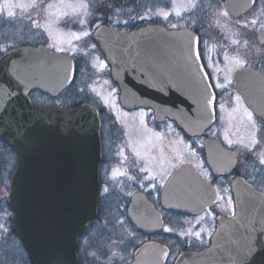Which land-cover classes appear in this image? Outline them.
Here are the masks:
<instances>
[{
    "label": "water",
    "instance_id": "1",
    "mask_svg": "<svg viewBox=\"0 0 264 264\" xmlns=\"http://www.w3.org/2000/svg\"><path fill=\"white\" fill-rule=\"evenodd\" d=\"M223 5L234 19L254 6L252 0H223ZM184 31L147 27L119 33L100 27L93 38L118 87L122 108L151 110L156 122L168 119L186 135L198 137L214 118L209 121L203 102L201 61L189 57L181 35ZM256 41L264 45L261 31ZM73 75L70 57L43 47L11 49L0 58V139L17 156L6 202L12 213L11 231L30 264H76L77 241L96 217L97 110L91 105L64 111L33 106L28 96L38 90L55 98L71 84ZM233 80L243 96L253 94L241 88H264V75L249 68L236 71ZM186 168L182 165L176 170L171 184ZM193 175L201 185L198 175ZM196 191L192 188L193 194ZM253 195V206L240 210L233 219L219 221L208 248L184 254L176 264H238V254L248 240L264 229V200ZM171 201L175 203L171 209L191 215L200 214L204 207L200 201L185 205L189 200L180 195Z\"/></svg>",
    "mask_w": 264,
    "mask_h": 264
},
{
    "label": "flooded vegetation",
    "instance_id": "2",
    "mask_svg": "<svg viewBox=\"0 0 264 264\" xmlns=\"http://www.w3.org/2000/svg\"><path fill=\"white\" fill-rule=\"evenodd\" d=\"M221 1L223 5V0ZM107 2L112 3L114 7L120 10L118 14L112 16L113 19L110 21L105 19L101 24V27L109 30L130 33L147 27H161L168 31L181 29L195 31L181 25L173 29L170 26L173 23L169 21V18L166 20L163 17H154L152 20L131 18L142 14L145 8H152L157 11L160 10V6L167 7L165 4H160L159 0H135V3L133 0H107ZM125 20L128 21L127 24H124ZM96 30L97 28L94 26L91 27V35L85 39H88L91 45H95V48L91 49L95 50L101 60L104 61V57L93 39ZM33 37L34 39L27 41L28 43L13 48L30 47L36 49L43 47L56 52L55 48L52 47L53 44L47 40V36L43 32H37ZM82 52L83 50H77L75 53L72 51L57 53L72 58L74 75L92 73L93 70L90 68L88 72L86 65L81 61ZM202 62L204 64L203 60ZM243 68H250L264 75L263 65L258 69L250 66ZM94 73L97 71L95 70ZM94 76L97 77V75ZM108 76H110L109 69ZM231 82L232 90L229 91V97L225 98L223 93L215 89L218 101L223 103L225 107L223 110L218 107L215 109V123L201 137L191 138L185 135L174 123L168 120L162 123L154 122V129H152L154 132L159 133V127L164 125H172L173 130L179 133V143L186 149L181 148L182 152L189 154V158L182 160L183 163L180 161L176 164L175 150L173 149L163 154H160L159 150L125 149L123 141L126 135L123 128L116 121L108 118V111L99 104L98 98L93 96L92 102L97 106L92 105L97 109L100 120V157L98 161L97 217L90 226L101 222L104 215L107 216L108 213H114V211H118L114 215L118 221L123 220L124 224L120 225L116 221L115 225L112 223L111 229L96 232L95 240L100 241L98 245L102 247L100 253L98 256L83 259L81 240L85 234L89 233L85 231L78 240L77 264H175L181 255L198 253L209 247L213 235L220 226L219 221L221 219H233L240 210L244 211L254 203L252 191L260 194L264 199V165L259 162L260 159H264V150H262L264 144L253 152H249L244 146L249 144L250 136L239 143L240 136L237 138L227 137L225 136L226 132L219 126L222 120L227 121L229 119H234L231 121L238 124H243L245 121L249 122L244 112L245 108L253 112L254 118L259 120L264 114V88H241L242 91L246 90V92L253 94L243 96L235 87L232 75ZM243 83L244 79H240L239 84ZM37 94L42 95L38 91L29 94L31 103L34 106H44L34 101L33 96ZM236 95L241 97L240 104L234 100ZM226 99H229L230 102L225 101ZM64 109L61 108V110ZM123 112L129 114L133 111L123 110ZM136 139H138L137 136ZM193 140H199L195 156H191ZM228 140H231L232 143L229 144ZM183 164L189 165L190 170L185 169L183 174L171 184L174 173ZM141 168L146 171L141 172ZM192 169L194 174L198 175L201 185H207L208 192H205L201 185L194 181ZM209 176L211 177L210 180L207 179ZM153 184L155 188L152 187ZM105 186L109 187L107 194L103 192ZM192 188L197 190L196 193H192ZM217 188L220 189V195L224 199L214 204L211 202L203 203V211L199 215L185 214L171 209L172 205L175 204L171 199L177 195L189 200V202H185V205H194L198 201L205 200L209 193H211V200H215ZM225 189L227 191H224ZM229 198H231V204L228 203ZM117 206H120L119 209ZM209 208L212 209V214L206 215ZM200 216L205 218L200 220L204 232L199 238L192 236L188 239V237L184 238L179 235L184 231H180L178 227L185 228L186 222L198 220ZM164 227H170L173 231L165 232L163 231ZM164 252L168 253L167 257L163 256Z\"/></svg>",
    "mask_w": 264,
    "mask_h": 264
},
{
    "label": "rangeland",
    "instance_id": "3",
    "mask_svg": "<svg viewBox=\"0 0 264 264\" xmlns=\"http://www.w3.org/2000/svg\"><path fill=\"white\" fill-rule=\"evenodd\" d=\"M3 2L4 0H0V6H2ZM12 2L30 5L33 0H12ZM44 2L45 4L50 3L52 5L46 13L41 12L38 18L39 22L44 25V29H36L31 25L28 17L37 18L36 12L31 9L26 11L14 9L16 17L12 20H9L5 16H0V23L3 24L2 26L0 24V29L2 28L0 43L5 41V44H1V47L12 45L8 49L13 48L34 39L33 35L35 33L43 32L51 44L63 47L66 51H71L73 48L87 51V56L81 55V61L86 65L88 72L90 68L93 71L88 74L75 75L71 86L59 97L51 99L37 94L33 96L34 101L44 106L54 105L64 109L72 107V103H78L83 98L88 97L90 102L85 104H93L92 99L95 95L100 102L99 104L108 111V118L116 121L123 128L126 135L123 141L125 149L159 150L160 154L168 153L173 149L176 156L175 164L189 158V154L182 152V149H185V147L179 143V133L173 130L174 127L172 125L159 127L160 131L157 133L152 130L154 129V121L150 111L135 110L129 114L123 112L118 102V90L108 76V67L105 62L101 60L95 50L91 49V43L88 39L82 38L85 40H76L72 37V30L79 34V25L75 27L66 26L63 22L65 18L64 14H75V12L80 11L79 6L84 0H44ZM159 3L169 7L160 6L159 9L170 13L169 21L171 23L205 33L203 35L205 45L203 48L205 59L203 61L205 65L210 66L206 67L207 71L214 77H217L218 82L226 85L223 90L225 98L229 97V91L232 90L231 75L235 70L240 68L234 62L237 55L242 59H246L247 63L245 66L256 67L257 69L261 68V65L264 67V54H262L264 53V45H258L256 42V35L261 31L259 26L257 25L255 30L251 26L249 28L241 27L245 21H250L254 18L264 23V15H262V12H264V7H262L264 0H256L252 10L237 20L230 18L229 15H222L225 13V10L221 0H196L198 8L194 12L191 9L190 0H159ZM176 13H179V15ZM193 21H195V25H193ZM91 23L92 20H89L90 25ZM245 40L248 42V48L244 46L243 42ZM69 41L71 42L69 43ZM234 41H240V43L234 44ZM225 56L228 57L227 60H225ZM95 70L97 73H94ZM94 75H97V77ZM216 90L221 92L220 89ZM57 101L62 103H57ZM225 101L230 102L229 99ZM231 120L234 119L222 120L220 122L219 126L226 132L225 136H229L230 138L240 136L239 143L245 141L247 137H251L250 122L245 121L243 124H238ZM242 134L244 135L242 136ZM136 136L138 139H136ZM141 140L144 141L141 143ZM198 144L199 140L192 141L191 156H195ZM1 146L0 144V180L1 175L3 180L0 181V225L4 227L0 228V264H6L5 261L8 260H14L12 261L13 264H29L25 252L19 250V247H22L19 242L17 244L8 243L10 249H6L2 245V242L4 243L8 238V232H10L11 227L9 222L11 211L7 207L6 199L9 193V178L13 168L11 169V165L7 164L10 160L4 154L7 151L3 152ZM119 207L117 206L118 209ZM116 212L118 211H114V213ZM114 213H108L107 216L104 215L101 222L99 221L88 228L87 231L89 233L85 234L81 240V256L83 259L91 258L93 253H95V256L99 255L100 248L102 247L98 245L100 241L95 240V233L111 229V226L116 224L118 218ZM186 223L185 228L178 227L180 231L189 233V235L183 236L184 238L188 237L189 239L195 236L194 233L197 231L201 232V235L203 234L204 228L201 222L197 224V220H190V222ZM95 242L97 244H94ZM93 245L96 246L94 247ZM13 249H17L18 252H14Z\"/></svg>",
    "mask_w": 264,
    "mask_h": 264
},
{
    "label": "snow or ice",
    "instance_id": "4",
    "mask_svg": "<svg viewBox=\"0 0 264 264\" xmlns=\"http://www.w3.org/2000/svg\"><path fill=\"white\" fill-rule=\"evenodd\" d=\"M135 3V0H133ZM252 3L255 5L256 0H252ZM191 9L193 12L197 10L198 5L196 3V0H190ZM52 5L50 3L45 4L44 0H33V2L29 4L25 3H13L12 0H4L2 6H0V16H5L9 20H12L16 17V11L14 9H20L21 11H26L28 9L34 10L36 12L37 18H32L29 16V20L31 22V25L36 29H44V25H42L39 22V16L41 12H47L49 8H51ZM80 11L75 12V14H64V23L66 26L75 27L76 25H79V34L76 32H72L71 35L74 39L80 40L82 38H87L91 35L90 28L95 27L99 29L101 27V24L105 19L111 20L113 15H116L119 13V9L114 7V5L110 2H107V0H84L83 3L80 4ZM264 7V5H262ZM179 15V13H176ZM222 15L227 16L228 13L225 12ZM262 15H264V12H262ZM170 16V13L163 11V10H157L154 11L152 8H145L144 12L140 14L137 17H131L132 19H140V20H152L154 17H163L165 20L168 19ZM92 20V24H89V20ZM119 23V21H116ZM128 21L125 20L124 24H127ZM193 25H195V21H193ZM259 26L261 30V36L264 37V23H262L259 19H252L250 21H245L241 27L243 28H249V26L252 27L253 30H255L256 26ZM173 29L177 28L178 25L173 23L170 25ZM205 33L203 32H188L184 31L181 35L183 38L187 41L188 44V54L189 57L194 61H201L205 59L204 57V41H203V35ZM71 41H69L70 43ZM234 44H239L240 41H234ZM245 48H248V42L245 40L244 42ZM12 45H8L7 47H0V52L7 53L8 48ZM52 47L55 48L56 52H64L66 49L63 47H59L55 44L52 45ZM91 47L94 49L95 45H91ZM72 52H77V49L73 48L71 49ZM247 54V53H246ZM264 54V53H262ZM82 55L87 56L88 52L83 51ZM228 57L225 56V60H227ZM235 64L237 67L243 68L245 64L247 63L246 59H242L237 55L235 58ZM205 67H210L205 64H199L198 69L202 73L204 87L202 91L203 96V102L205 106V110L208 112V119L211 121L215 115V109L218 107L220 110H223L225 105L218 101L217 94L214 91V89H220L221 93H223V90L225 89L226 85L223 83L218 82V78L214 77L210 72L204 71ZM71 66L69 67V71H71ZM230 83V82H229ZM11 87V85H8ZM82 91V90H81ZM9 102L12 99L11 92L8 93ZM234 100L237 104L241 103V97L239 95H236L234 97ZM57 103H62L60 101H57ZM6 111V108L4 109ZM245 115L250 122L251 127V140L249 141V144L245 145L244 147L249 151L253 152L255 149H257L260 145L264 144V114L261 115L259 120L255 119L253 116V112L249 111L247 108L244 109ZM143 116V113H142ZM228 143L231 144L232 141L228 140ZM264 150V149H262ZM184 161H181L183 163ZM260 164L264 165V159H260ZM141 172L146 171L145 169L141 168ZM129 179H132L129 177ZM207 179H211V177H207ZM153 188H155V185H152ZM202 189L205 192H208L207 185H201ZM224 191H227L226 189ZM103 192L107 194L109 192V187L105 186L103 189ZM224 197L220 195V189H216V199L211 200V193L208 194V197L202 201V203H216L220 200H223ZM228 203L231 204V198L228 199ZM203 211V208L200 209ZM212 209L209 208L207 210L206 215H211ZM205 217L200 216L197 220V224L200 223V220H203ZM159 219V218H157ZM120 225L124 224L123 220L118 221ZM3 225H0V228H3ZM163 231L165 232H172L173 229L170 227H164ZM179 235L186 236L189 235V233L182 232ZM194 235L199 238L201 236V232L197 231L194 233ZM95 256V253L92 254ZM115 255V253H113ZM164 257L168 256V253H163ZM238 264H264V229H261L259 235L255 239H249L246 243L244 249L238 254Z\"/></svg>",
    "mask_w": 264,
    "mask_h": 264
},
{
    "label": "trees",
    "instance_id": "5",
    "mask_svg": "<svg viewBox=\"0 0 264 264\" xmlns=\"http://www.w3.org/2000/svg\"><path fill=\"white\" fill-rule=\"evenodd\" d=\"M1 24V26L3 25L2 23H0ZM1 30H2V28L0 29V36H2V33H1ZM1 44H5V41H2L1 43H0V47L2 46ZM2 53L0 52V55H1ZM83 97V96H82ZM87 97V96H86ZM90 102V99H89V97L88 98H83L82 100H80L78 103H72V106H77V105H81V104H85V103H89ZM3 145L1 146L2 147V149H3V152L6 150L7 152H4V154H5V156L6 157H8V159L10 160V161H8L7 162V164L9 163V165H11V169L14 167V163H15V156H14V153H13V151L11 150V148H9L8 146H6L4 143H2ZM2 152V153H3ZM9 172H10V169H9ZM1 180H3V177H2V175H1ZM0 180V181H1ZM4 241V240H3ZM17 239L13 236V234L11 233V231L10 232H8V238L6 239V241H4V243L2 242V245L3 246H5V248L7 249H10L9 247H8V245L9 244H13V243H15V244H17ZM9 243V244H8ZM20 249L19 250H22L23 248L22 247H19ZM15 249V248H14ZM13 249V250H14ZM14 252H18V250L16 249V250H14ZM12 261H14V260H12ZM12 261H10V260H8V261H5V263L6 264H13V262Z\"/></svg>",
    "mask_w": 264,
    "mask_h": 264
}]
</instances>
